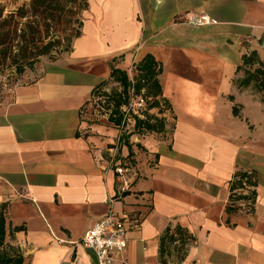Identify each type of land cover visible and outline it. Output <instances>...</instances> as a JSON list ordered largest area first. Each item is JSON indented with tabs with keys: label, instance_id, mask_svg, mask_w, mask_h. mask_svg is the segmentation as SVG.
Segmentation results:
<instances>
[{
	"label": "crops",
	"instance_id": "0c3cea01",
	"mask_svg": "<svg viewBox=\"0 0 264 264\" xmlns=\"http://www.w3.org/2000/svg\"><path fill=\"white\" fill-rule=\"evenodd\" d=\"M86 2L71 50L25 72L0 101L5 240L23 264H94L78 242L111 207L112 158L131 159L130 191L112 206L140 223L114 264H264V102L234 85L242 54L264 63V0ZM146 53L161 62L171 110L166 131L132 136L143 148L127 156L119 129L105 120L88 131L81 110L111 63L127 69ZM241 169L255 173L254 211L227 213ZM177 224L192 236L185 253L174 243L160 255L161 234Z\"/></svg>",
	"mask_w": 264,
	"mask_h": 264
},
{
	"label": "trees",
	"instance_id": "16d2710c",
	"mask_svg": "<svg viewBox=\"0 0 264 264\" xmlns=\"http://www.w3.org/2000/svg\"><path fill=\"white\" fill-rule=\"evenodd\" d=\"M65 0H30L23 5L4 14V7L0 4V67L7 65L13 68L16 75H22L27 69L32 68L42 55H48L52 50L62 47L61 51H70L68 44L71 39L80 34L76 31L74 36L56 37L50 35V29L62 18L70 17L72 13L65 5ZM76 2L77 0H69ZM87 8V4L83 5ZM70 19V18H68ZM68 22V20H66ZM60 52V50H58ZM53 58L52 60H56ZM161 71V62L153 55L146 53L131 67L132 76L129 77L126 69L110 65L107 79L97 83L91 90L90 99L94 97L105 98L102 113L106 121L121 131L117 143L127 147V156L133 153V144L138 149L143 147L139 143L130 141L132 136L142 138L146 134H157L166 131V116L164 113L171 110L166 98L163 96L158 74ZM234 85L239 89H251L261 94L264 102V63L255 50L241 55V61L236 66ZM113 82L117 87L108 90V83ZM142 97L145 101L144 109L137 114L131 109V99ZM160 116L149 111L157 109ZM233 113L237 114L234 107ZM114 146V145H110ZM248 186L246 193H236L242 187V179ZM230 193L225 206L227 213L240 209L254 211L256 199L255 173L249 169H241L234 174L229 184ZM242 200L246 205H239ZM5 204L0 205V264H23L24 258L19 249L5 240ZM22 229L15 226L13 231ZM159 253L164 252V246L177 243V250L185 253V245L192 240L187 231L180 225L167 226L160 236Z\"/></svg>",
	"mask_w": 264,
	"mask_h": 264
},
{
	"label": "built area",
	"instance_id": "2783aa9c",
	"mask_svg": "<svg viewBox=\"0 0 264 264\" xmlns=\"http://www.w3.org/2000/svg\"><path fill=\"white\" fill-rule=\"evenodd\" d=\"M207 21L208 18L206 16L190 19V22L196 25H202ZM143 102L145 103L141 96L139 101L132 98L131 109L137 114L143 109L141 107ZM135 106H137L138 110L134 109ZM114 162V158H112L114 172L117 174V192L108 201L111 207L83 233L78 242L85 250H89L95 255L94 264H114L116 258L127 248L128 232L132 227L140 223L137 217L130 215V212L124 210L116 211L112 206L114 203H122L130 191V185L135 174L132 165L127 160ZM241 185L242 187L235 190L236 193H246L248 190L249 187L245 184V178L242 179ZM237 203L243 206L246 205V202L242 200Z\"/></svg>",
	"mask_w": 264,
	"mask_h": 264
},
{
	"label": "rangeland",
	"instance_id": "374dc122",
	"mask_svg": "<svg viewBox=\"0 0 264 264\" xmlns=\"http://www.w3.org/2000/svg\"><path fill=\"white\" fill-rule=\"evenodd\" d=\"M29 2L30 0H0V4L4 7V14L9 13V11H15L16 8L21 7L23 5L27 6ZM64 2L68 10L70 9L72 13L68 12L67 14L70 17H67V19L62 18L61 21H58L53 26V28L50 29L51 36L52 35H55L56 37L74 36L76 31L80 32V27H81L83 15H84L83 12L85 8L83 5L85 4L86 6L87 4L86 0H77L76 2H70L69 0H65ZM66 20H68V22H66ZM73 40L74 38H72L70 43L68 44V47L70 50H71V44ZM61 48L62 47L58 46V49L52 50L50 54L46 56L42 55L38 59V61L34 63L35 65L32 68L27 69L25 72H27L28 70H31L34 73V68L36 67V65H39L38 63H41L44 60L53 61L52 60L53 58H59L60 55H63L69 52V51H61ZM58 50H60V52H58ZM130 67L131 66H128V68L126 69L129 77L133 75ZM22 75H16L14 73L13 68L10 69L9 66L7 65L0 67V101L5 99L9 95L11 89L17 84L18 82L17 80L20 79ZM107 87H108V90L106 91L108 92L110 91L109 89L117 87V85L114 84L113 82H109ZM104 100L105 98H102V97L101 98L94 97L90 103H88L82 108L81 110L82 120H83V123L85 124L86 130L91 131L90 129L95 127L94 125L96 124L93 125V122L102 124V122L106 120L105 116H102V113L106 111L102 107H100V106H103ZM134 100L139 101V97H134ZM144 106H145V103L143 102L141 106L143 107V109H141L139 112H141L142 110H145ZM136 107L137 106H135L134 109L138 110ZM149 112L157 116H160V114L158 113V108L152 109ZM164 116H166L167 118V113L166 114L164 113ZM120 132L121 131H119V133ZM99 134L100 133H95V136H99ZM126 160H131V159H126ZM261 163H264L263 160L261 161ZM244 210L245 211L247 210V213H250L248 212L249 211L248 209H244Z\"/></svg>",
	"mask_w": 264,
	"mask_h": 264
}]
</instances>
